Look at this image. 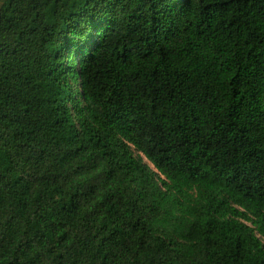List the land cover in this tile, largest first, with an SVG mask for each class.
<instances>
[{
  "label": "trees",
  "instance_id": "trees-1",
  "mask_svg": "<svg viewBox=\"0 0 264 264\" xmlns=\"http://www.w3.org/2000/svg\"><path fill=\"white\" fill-rule=\"evenodd\" d=\"M0 264H264V0H0Z\"/></svg>",
  "mask_w": 264,
  "mask_h": 264
}]
</instances>
